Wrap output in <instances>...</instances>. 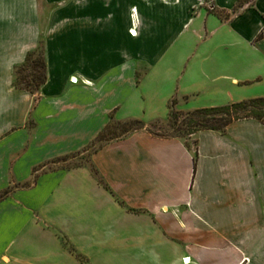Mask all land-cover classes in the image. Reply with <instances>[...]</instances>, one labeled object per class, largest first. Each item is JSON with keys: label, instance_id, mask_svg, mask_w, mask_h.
I'll use <instances>...</instances> for the list:
<instances>
[{"label": "crops", "instance_id": "0c3cea01", "mask_svg": "<svg viewBox=\"0 0 264 264\" xmlns=\"http://www.w3.org/2000/svg\"><path fill=\"white\" fill-rule=\"evenodd\" d=\"M209 1L229 19L201 0H0V193L22 185L0 200V264H264L255 120L196 133L195 165L181 139L144 129L107 143L89 158L107 189L87 167L43 171L111 120H164L172 101L188 112L264 97L241 96L247 73L235 56L227 65L217 35L228 26L240 39L249 10L264 22V0L235 13L239 0ZM256 32L250 46L262 44ZM39 45L46 80L33 96L13 73Z\"/></svg>", "mask_w": 264, "mask_h": 264}, {"label": "trees", "instance_id": "16d2710c", "mask_svg": "<svg viewBox=\"0 0 264 264\" xmlns=\"http://www.w3.org/2000/svg\"><path fill=\"white\" fill-rule=\"evenodd\" d=\"M242 0H239L236 6L232 9V13H235L241 5ZM217 17L223 20L229 19L230 15H223L222 12L216 14ZM46 72H45V62L43 48L41 45L37 47L36 50L27 54L24 63L17 67L13 73V86L17 89L24 90L31 95L35 96L41 86L45 83ZM175 102L172 101L168 105L169 113L173 111V106ZM168 113V124L171 126L172 130L175 132L170 136H156L147 129L144 128L140 121L131 120L125 123L119 124L114 123L112 120L106 125V127L97 135L94 141L90 144L91 147L94 144L98 146L93 150L92 154L99 150L103 145L116 141L131 135L132 133L139 130H146L150 135L157 138H176L184 140V137L191 138L196 133L204 130L218 131L221 133L225 132L227 126L231 123L244 120L252 119L257 121L259 124L264 126V97L252 98L249 100L229 103L222 106L197 109L188 112L177 111L174 113ZM116 125L121 127L120 134L117 135L110 131V127ZM193 151V161L194 165L196 162V149L194 141ZM184 145L187 149L191 150L186 141ZM66 157V156H65ZM62 159V158H60ZM57 161V160H55ZM53 161L52 163H54ZM79 167V166H76ZM92 175L96 178L97 182L102 185L105 189V185L100 177L97 176L96 171L90 166ZM36 172V169L33 170ZM11 192V189H6L0 193V200L7 197Z\"/></svg>", "mask_w": 264, "mask_h": 264}, {"label": "rangeland", "instance_id": "374dc122", "mask_svg": "<svg viewBox=\"0 0 264 264\" xmlns=\"http://www.w3.org/2000/svg\"><path fill=\"white\" fill-rule=\"evenodd\" d=\"M250 0H242L240 3L241 5L247 4ZM201 8L205 9V12L211 13L216 15L217 13L222 12L223 15H231V12L229 11H220L217 10L213 5L210 3L209 0H201ZM243 6V7H244ZM238 9L236 12H240L241 8ZM262 10L264 11V6L262 7ZM259 11L258 9L254 10H249L245 12L240 18L239 21H237L236 27L240 29L242 36L239 39L238 36L231 34L229 27L224 26L220 27L218 29L217 35L220 37V40L224 42L225 48H226V61L228 65V61L230 58L233 56L236 57L237 61L240 62V67L239 71L240 73L246 72L247 75L245 76V80H248L250 84H247L244 90V95L241 94V96H255V95H264V22L258 19L259 17ZM206 19V18H205ZM207 19H217L214 16H208ZM196 25L199 27L201 25V22L198 21ZM208 29L214 28L215 25L212 22L207 23ZM258 30V31H257ZM257 31V32H256ZM262 31L263 35V41L261 45L254 44L250 46L247 41L248 39L253 37V34L256 32L257 34ZM256 34V35H257ZM254 35V38L255 36ZM247 40V41H246ZM237 64V63H236ZM261 78V81H256L258 78ZM229 99L228 97H218L216 99H207L206 101H201L200 104L204 105H209V104H219V103H224L227 102ZM176 101V100H175ZM217 102V103H214ZM178 103V101H176ZM180 111L177 109L176 105L173 106V111L171 110L172 113ZM170 112V113H171ZM181 112H187V111H181ZM169 113V110H168ZM169 113V114H170ZM131 121V120H130ZM168 114L167 118L164 120H156L154 122H151L149 124H143L144 128L153 133L156 136H170L174 134L175 132L172 130L171 126L168 124ZM114 123H125V122H116L113 121ZM121 127L112 125L110 127V131L116 133L117 135L120 134ZM129 136V135H127ZM186 143L190 147L191 150L194 149V141L191 140V138H186L184 137ZM183 143L185 142L182 140ZM90 146V145H89ZM87 146L85 149L82 151L74 154V155H69L66 157H63L62 159H57L52 164H47L45 165L43 171H50L54 170L56 168H74L76 166H82V167H87L90 170V164H89V158L93 152V150L98 146V144H94L91 147ZM41 168V167H40ZM40 168L36 170H40ZM91 172V170H90ZM92 174V172H91ZM24 186H29V184H26ZM22 185H12L10 187L11 190L15 188H21ZM100 238L99 240H101ZM102 256H98V263L97 264H102V261L100 259Z\"/></svg>", "mask_w": 264, "mask_h": 264}]
</instances>
